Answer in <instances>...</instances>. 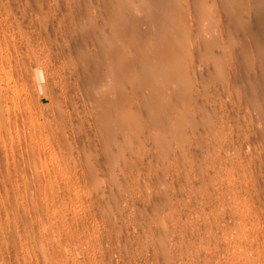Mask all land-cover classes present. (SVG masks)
<instances>
[{"label":"rangeland","instance_id":"374dc122","mask_svg":"<svg viewBox=\"0 0 264 264\" xmlns=\"http://www.w3.org/2000/svg\"><path fill=\"white\" fill-rule=\"evenodd\" d=\"M106 2L0 0V264H166L155 241L161 224L175 264H264L263 66L242 72L243 57L231 53L240 73L224 101L226 126L206 137L216 141L211 152L217 146L206 171L201 156H188L190 182L179 157L163 175L151 147L115 159L80 63L95 49L93 34L83 44L92 24L110 17ZM232 38L242 46L241 32ZM160 191L172 205L158 203L154 216Z\"/></svg>","mask_w":264,"mask_h":264},{"label":"bare ground","instance_id":"6f19581e","mask_svg":"<svg viewBox=\"0 0 264 264\" xmlns=\"http://www.w3.org/2000/svg\"><path fill=\"white\" fill-rule=\"evenodd\" d=\"M106 7L109 19L94 22L84 39L86 46L95 35L91 46L95 49H86L80 62L92 82L90 98L103 122L104 149L116 157L124 150L138 156V150L144 153L154 148L163 175L172 170L169 162L179 157L186 167L182 176L190 182L192 172L188 170L193 171L191 167L196 164L192 166L188 156H201L202 161L196 156L201 161L198 168L205 170L217 151L215 146L216 151L211 152L216 141L206 137L224 132L226 126L223 114L228 106L224 101L240 73L232 66L231 53L237 51L243 57L242 72H254L261 66L264 70V0H107ZM236 31L243 38L241 47L232 38ZM137 92L141 93L143 108L138 106ZM253 104L262 115L255 99ZM140 109L145 111L147 132L153 133L150 140L141 131ZM118 135L124 137L123 147ZM203 180L215 186L207 176ZM162 192L160 201L153 202L156 209L158 203L172 205L166 191ZM114 193L110 201L115 204L118 195ZM162 226L157 229L159 236L155 234L159 254L166 264H175L166 242L167 228Z\"/></svg>","mask_w":264,"mask_h":264}]
</instances>
